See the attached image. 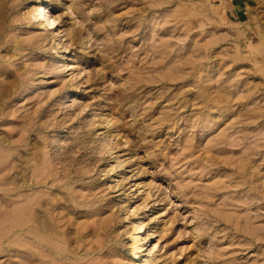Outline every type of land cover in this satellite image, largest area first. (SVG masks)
Segmentation results:
<instances>
[{"label": "rangeland", "instance_id": "374dc122", "mask_svg": "<svg viewBox=\"0 0 264 264\" xmlns=\"http://www.w3.org/2000/svg\"><path fill=\"white\" fill-rule=\"evenodd\" d=\"M0 264H264V0H0Z\"/></svg>", "mask_w": 264, "mask_h": 264}, {"label": "bare ground", "instance_id": "6f19581e", "mask_svg": "<svg viewBox=\"0 0 264 264\" xmlns=\"http://www.w3.org/2000/svg\"><path fill=\"white\" fill-rule=\"evenodd\" d=\"M42 7H41V10H42V13L45 15V20H44V23L42 24V27L45 29V30H49V29H51L52 27H53V25H54V20H53V17L51 16V14H49V11H47V7H45L46 6V4L44 3V2H42ZM12 168H11V171H9V175L7 176V182L9 183V181H11L10 179H12V174H11V172H12ZM11 183H12V181H11ZM12 185V184H11ZM23 185V184H22ZM53 190V189H52ZM14 192V188H8L7 189V197H8V201H11V196H12V193ZM13 197V196H12ZM29 199V198H28ZM26 201H28V200H26ZM50 204H51V208L49 209L48 207L50 206ZM10 205V204H9ZM25 206V207H24ZM22 208H23V210H26V211H30V212H33V213H35V215L36 214H39V215H42V214H45V217H46V214H50L51 213V209H53L54 208V205L52 204V201H49L48 199H45V198H43V197H41V198H38L37 199V203H28V204H26V205H24ZM36 207H38V208H36ZM45 208V211H44V213H43V211H40L39 210V208ZM21 208V209H22ZM17 211H19V210H17ZM23 212V211H22ZM47 212V213H46ZM6 214V213H5ZM18 214V213H17ZM32 214V213H31ZM43 217V216H42ZM22 218V217H21ZM46 219V218H45ZM43 219L41 222H40V228L43 230V231H48V230H51V231H53L51 228V225L49 224V222H48V219ZM7 220V219H6ZM26 220H27V218H26ZM28 221V220H27ZM51 227V228H50ZM54 233H55V231H53ZM134 245L132 244V246H134L135 247V245H137V242H138V239L136 238V239H134ZM45 243H47V242H45ZM137 247V246H136ZM134 249V248H133ZM41 251V250H40ZM45 255H47L46 253H45ZM91 255V254H90ZM49 257H51V256H49ZM133 257L134 258H136L137 257V250H136V248H135V251H134V254H133ZM63 258V257H62ZM53 259V258H52ZM53 261V260H52Z\"/></svg>", "mask_w": 264, "mask_h": 264}]
</instances>
